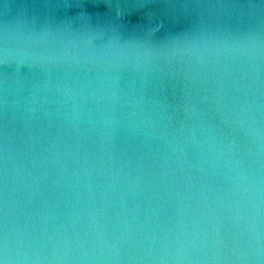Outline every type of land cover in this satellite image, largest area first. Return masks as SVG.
<instances>
[{"label": "clouds", "instance_id": "clouds-1", "mask_svg": "<svg viewBox=\"0 0 264 264\" xmlns=\"http://www.w3.org/2000/svg\"><path fill=\"white\" fill-rule=\"evenodd\" d=\"M0 264H264V0H0Z\"/></svg>", "mask_w": 264, "mask_h": 264}]
</instances>
